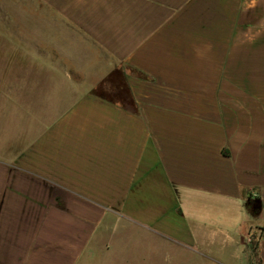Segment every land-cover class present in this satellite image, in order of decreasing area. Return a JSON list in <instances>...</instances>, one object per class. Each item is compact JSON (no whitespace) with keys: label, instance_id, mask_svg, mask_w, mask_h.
Returning <instances> with one entry per match:
<instances>
[{"label":"crops","instance_id":"crops-1","mask_svg":"<svg viewBox=\"0 0 264 264\" xmlns=\"http://www.w3.org/2000/svg\"><path fill=\"white\" fill-rule=\"evenodd\" d=\"M17 3L0 264H105L140 231L264 264V0Z\"/></svg>","mask_w":264,"mask_h":264},{"label":"rangeland","instance_id":"rangeland-1","mask_svg":"<svg viewBox=\"0 0 264 264\" xmlns=\"http://www.w3.org/2000/svg\"><path fill=\"white\" fill-rule=\"evenodd\" d=\"M18 11L17 0H0V30L5 22L2 21V14ZM18 108L20 109L17 110ZM16 110L17 117L5 118L3 127L6 125L7 119L9 126L16 127V129L20 122L27 124L30 121L27 117L23 118L25 115H21L24 111L29 114L27 110L23 109V103L22 106L16 103ZM158 240L156 237L151 240L150 235L140 231L137 235L132 236L130 243L122 246L116 245L117 249L121 247L120 252L110 253V258H107L105 264H223L220 261L212 260L210 256H200L183 248L173 240H165L163 243Z\"/></svg>","mask_w":264,"mask_h":264}]
</instances>
